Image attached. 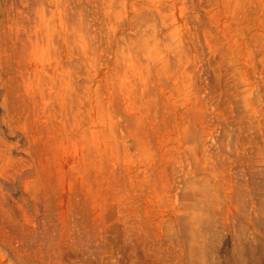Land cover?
Returning a JSON list of instances; mask_svg holds the SVG:
<instances>
[{
	"label": "rangeland",
	"instance_id": "374dc122",
	"mask_svg": "<svg viewBox=\"0 0 264 264\" xmlns=\"http://www.w3.org/2000/svg\"><path fill=\"white\" fill-rule=\"evenodd\" d=\"M2 82L0 264H239L259 236L233 171L264 166V0H0Z\"/></svg>",
	"mask_w": 264,
	"mask_h": 264
},
{
	"label": "bare ground",
	"instance_id": "6f19581e",
	"mask_svg": "<svg viewBox=\"0 0 264 264\" xmlns=\"http://www.w3.org/2000/svg\"><path fill=\"white\" fill-rule=\"evenodd\" d=\"M29 1V0H28ZM60 1H62V0H60ZM67 1V0H66ZM89 1V0H88ZM69 2V1H68ZM26 3H28V2H26ZM40 3H41V1H40ZM70 3V2H69ZM29 4V3H28ZM42 4V3H41ZM62 4V3H61ZM65 4V3H64ZM140 4V3H139ZM66 5V4H65ZM70 5V4H69ZM81 5V4H80ZM81 6H83V5H81ZM142 6V5H141ZM68 7V6H67ZM72 7V6H71ZM149 7V6H148ZM32 8V7H31ZM61 8V7H60ZM79 8V7H78ZM145 8V7H144ZM85 9V8H84ZM133 11V10H132ZM138 11V10H137ZM147 11V10H146ZM32 12H34V11H32ZM142 13L144 12V11H141ZM148 13V12H147ZM150 13V12H149ZM27 14V13H26ZM35 14V13H34ZM146 14V13H145ZM150 14H152V13H150ZM29 15V14H28ZM76 15V14H75ZM136 15H137V12H136ZM140 15V14H139ZM147 15V14H146ZM25 16V15H24ZM30 16V15H29ZM148 16H150V15H148ZM27 17V16H26ZM33 17V16H32ZM76 17V16H75ZM77 17H79V16H77ZM140 17V16H139ZM142 17V16H141ZM82 18V17H81ZM67 19V18H66ZM84 19V18H83ZM86 19V18H85ZM74 20V19H73ZM152 21V20H151ZM83 24V23H82ZM123 25V24H122ZM156 26H157V24H156ZM74 29H76V28H74ZM2 32V31H1ZM17 36V35H16ZM18 39V38H17ZM2 41V40H1ZM21 42L22 41H25V40H20ZM18 42V41H17ZM20 42V43H21ZM28 42V41H27ZM18 44V43H17ZM22 44H24V42L22 43ZM21 44V45H22ZM25 45H26V42H25ZM27 47H28V45H26ZM25 46V47H26ZM20 47V46H19ZM25 47H23V48H25ZM26 49V48H25ZM28 49H29V47H28ZM17 53V52H16ZM21 55V54H20ZM25 58V57H24ZM25 63V62H24ZM27 64V63H26ZM26 66V65H25ZM24 66V67H25ZM41 70V69H40ZM20 71H21V69H20ZM22 71H24V70H22ZM38 72V71H37ZM21 73V72H20ZM24 73V72H23ZM41 74V73H40ZM35 75V74H34ZM46 75V74H45ZM21 76V75H20ZM30 76V72H27V70L25 69V73H24V79L26 80V81H28L29 79L28 78H30L29 77ZM36 76V75H35ZM38 76H40V75H37V77ZM31 77H32V75H31ZM12 78V77H11ZM15 78V79H14ZM13 79L15 80V81H17L16 79V77H14ZM36 78V77H35ZM13 79H12V81H13ZM28 79V80H27ZM23 80V79H22ZM19 82V81H18ZM29 82V81H28ZM30 83H31V81H30ZM34 83H36V81L34 82ZM3 84H4V82H2L1 84H0V97L1 96H4V98L3 97H1L3 100H4V103L8 100V97H9V92L7 93L8 94V97H7V95H3V93H2V91H1V89L3 88ZM16 84V83H15ZM14 84V85H15ZM38 84V83H37ZM5 85V84H4ZM6 85H8V84H6ZM13 85V84H12ZM10 87H12L11 85H9ZM18 86V85H17ZM25 86V85H24ZM27 86V85H26ZM14 88H15V86H13ZM9 88V87H8ZM19 88V87H18ZM4 89V88H3ZM13 89V88H12ZM25 89H26V87H25ZM7 90V89H6ZM11 90V89H10ZM15 89H13V91H14ZM5 92V91H4ZM11 93V92H10ZM15 93V92H14ZM14 93H11V94H14ZM10 94V96H11V100H12V95ZM53 95V94H52ZM15 96V95H14ZM27 96V95H26ZM50 96V95H49ZM53 97V96H52ZM22 98H25V97H22ZM21 98V99H22ZM26 99V98H25ZM1 100V99H0ZM13 100H15V98H13ZM27 100H29V99H27ZM23 100H20V103L22 102ZM3 102V101H2ZM8 102H9V100H8ZM15 102V101H14ZM14 102H12V103H14ZM28 102V101H27ZM28 103H30V102H28ZM27 103V104H28ZM36 103V102H35ZM15 104V103H14ZM13 104V105H14ZM16 104H19V103H17L16 102ZM22 104H24V103H22ZM21 104V105H22ZM26 104V103H25ZM7 105H9V104H6V106ZM20 105V106H21ZM35 105V104H34ZM4 106V107H3ZM3 106H1L2 108H4V109H2V110H7V107L5 106V104H3ZM11 106V105H10ZM10 106H8V109H9V107ZM24 107H25V105H23ZM22 106V107H23ZM26 107H27V105H26ZM13 108H15V107H13ZM31 108V107H30ZM16 109V108H15ZM28 109V108H27ZM33 109V108H32ZM17 110V109H16ZM19 110V109H18ZM34 110V109H33ZM9 111V110H8ZM22 111V110H21ZM35 111V110H34ZM33 111V112H34ZM10 113V112H9ZM11 113H13L14 114V112H11ZM35 113V112H34ZM37 113V112H36ZM264 113V112H263ZM7 114H8V112H7ZM16 114V113H15ZM17 114H18V112H17ZM9 115H11V114H9ZM16 116V115H15ZM14 116V117H15ZM20 116V115H19ZM35 116H36V114H35ZM264 116V115H263ZM7 117V116H6ZM29 118V117H28ZM5 119V118H4ZM10 119V118H9ZM15 119V118H14ZM24 119V118H23ZM31 119V118H30ZM6 120V119H5ZM4 120V121H5ZM19 120V119H18ZM22 120V119H21ZM26 120V119H25ZM29 120V119H28ZM34 120V119H33ZM11 121V120H10ZM15 121H17L16 119H15ZM20 122V121H19ZM24 122V121H23ZM26 122V121H25ZM28 122V121H27ZM6 123V122H5ZM16 123V122H15ZM13 124V123H12ZM22 124V123H21ZM136 124V123H135ZM141 124V123H140ZM139 124V125H140ZM5 125V124H4ZM9 126H10V124H8ZM16 125V124H15ZM25 125V124H24ZM1 126L2 125H0V132L2 131V128H1ZM22 126V125H21ZM20 126V127H21ZM4 127V126H3ZM18 127V126H17ZM23 127V126H22ZM140 127V126H139ZM12 128V127H11ZM15 128V127H14ZM27 129V128H26ZM15 130V129H14ZM141 130V129H140ZM24 131V130H23ZM4 132V131H3ZM3 132L1 133V134H3ZM10 132H12V131H10ZM6 133V132H5ZM24 133H26V132H24ZM9 134V133H8ZM15 135V134H14ZM13 135V136H14ZM11 136V135H10ZM10 136H8V137H10ZM43 136V135H42ZM1 137V136H0ZM5 138V137H4ZM22 137H20L19 136V134H16V136H15V141L18 143V144H21L22 143V140L23 139H21ZM33 138V137H32ZM41 138V137H40ZM44 138V137H43ZM43 138H41V139H43ZM6 139V138H5ZM13 139V138H12ZM40 139V140H41ZM14 141V140H13ZM21 148V147H20ZM13 149V148H12ZM17 149V148H16ZM15 149V150H16ZM19 149V148H18ZM10 150V149H9ZM3 151V150H2ZM1 150H0V152H2ZM19 151V150H18ZM18 151H16V152H18ZM24 151V150H23ZM7 152H8V149H7ZM11 152V151H10ZM9 152V153H10ZM16 152H14V154L16 153ZM20 152V151H19ZM18 152V153H19ZM9 153H8V156H9ZM5 154V153H4ZM3 154V155H4ZM7 154V153H6ZM21 154V153H20ZM19 154V156H21ZM13 155V153L9 156V157H11ZM8 156L6 157L7 159H9L8 158ZM17 156H18V154H17ZM22 156H23V154H22ZM26 156H28V155H26ZM4 157H5V155H4ZM13 157V156H12ZM21 158H23V157H21ZM17 159H18V157H17ZM17 159H15V160H17ZM25 159V158H24ZM27 159V158H26ZM25 159V160H26ZM11 160H14V159H11ZM20 160H22V159H20ZM39 160H41V159H39ZM12 162V161H11ZM28 162V161H27ZM26 162V163H27ZM252 162H254L253 160H252ZM23 163H25V161L23 162ZM30 163V162H29ZM255 163V162H254ZM263 164H264V162H263ZM66 165V164H65ZM238 166V165H237ZM237 166H235L234 167V170H236V171H233V172H235V174L237 175L236 177H237V179H236V181L233 183V186L235 187V185H236V188H237V190H236V192L238 193V192H240V194L238 195V196H240L241 198H240V200L239 201H243L244 203V205L246 204V202L247 201H245V200H247L248 198H249V196H252V198H250V199H253L255 196H259V195H256L255 194V192H257V190H253V188H252V190H251V188H250V190H251V192H250V190H248V188H249V186L250 187H254V189H255V187L257 186V188L256 189H258V188H262L263 186H264V171L262 170L263 169V167L264 166H262V164H261V166L259 167V166H257V165H255V167H253L252 165H250V166H252L253 167V171H249V172H245V174H239V173H241V171H239L238 169L239 168H237ZM64 167V166H63ZM239 167V166H238ZM252 167H250V168H252ZM237 168V169H236ZM62 170V169H61ZM251 170V169H250ZM66 171V170H65ZM248 171V170H247ZM30 172V171H29ZM232 172V173H233ZM24 173H26V172H24ZM242 173H243V171H242ZM32 174V173H31ZM234 174V173H233ZM232 174V175H233ZM243 175V176H242ZM10 176H12V175H10ZM16 176H18V175H16ZM15 176V177H16ZM241 176V177H240ZM23 177H25V176H23ZM235 177V176H234ZM5 179V178H4ZM27 179V178H26ZM235 179V178H234ZM0 180H2V178L0 179ZM6 180V179H5ZM247 180V181H246ZM7 181V180H6ZM8 181H9V179H8ZM35 184V183H34ZM235 184V185H234ZM246 184H248L247 186V190H248V192L246 191V192H244L245 191V189H246ZM4 185V184H3ZM232 185V184H231ZM262 185V186H261ZM10 186V185H9ZM8 186V187H9ZM245 188H244V187ZM259 186H261V187H259ZM15 188V187H14ZM243 188H244V191H243ZM27 189V188H26ZM264 188H262L260 191H258V194H262V196L260 197H258V198H261L262 199V197L264 198V193L262 192L261 193V191H264L263 190ZM33 190V189H32ZM259 190V189H258ZM37 191V190H36ZM39 191V190H38ZM70 191V190H69ZM26 192V191H25ZM34 192V191H33ZM40 192V191H39ZM34 194V193H33ZM22 195V194H21ZM23 196V195H22ZM35 196V195H34ZM247 196V198H245ZM9 197V196H8ZM12 198V197H11ZM33 198H35L36 199V197H33ZM33 198H30L31 200L33 199ZM40 199V198H39ZM27 200V199H26ZM254 200V199H253ZM264 200V199H263ZM22 201H23V199H22ZM29 202V201H28ZM254 202V201H253ZM255 203V202H254ZM40 204V203H39ZM22 205V204H21ZM25 205V204H24ZM242 205V204H241ZM243 205V206H244ZM260 205V204H259ZM262 205V204H261ZM29 206V205H28ZM31 206V205H30ZM264 206V205H263ZM242 207V206H241ZM31 208V207H30ZM249 208V207H248ZM247 208V209H248ZM256 208V207H255ZM262 209V208H261ZM25 210H26V208H25ZM39 210V209H38ZM242 210V209H241ZM263 210H264V208H263ZM263 210H260L261 212L263 211ZM26 211H29V210H26ZM25 211V212H26ZM242 211H245V210H242ZM259 211V210H258ZM257 211V212H258ZM36 212V211H35ZM246 212V211H245ZM248 212V211H247ZM253 212V211H252ZM34 213V212H33ZM251 213V212H250ZM256 213V212H255ZM260 213V212H259ZM263 213V212H262ZM28 213H26V215H27ZM37 214H38V212H37ZM43 215V214H42ZM261 215V214H260ZM264 214H262V217H255V220H253L252 222H253V224H254V226H255V228H257V229H262V230H260L259 231V233H257V234H259V236L257 235V236H254V237H249L248 236V238L246 237V233L244 232V233H242L243 234V237L242 238H244V242H242L241 243V245H242V248H241V257L239 258V260H240V262H239V264H259V263H262V261L264 260V216H263ZM244 216V215H243ZM254 216V215H253ZM257 216V215H256ZM31 217V216H30ZM248 218H249V216H248ZM31 219V218H30ZM29 219V220H30ZM249 219H251V217L249 218ZM249 219L247 220V222L249 221ZM32 220V219H31ZM27 221V220H26ZM244 223V222H243ZM248 223H250V222H248ZM251 224V223H250ZM249 224V225H250ZM252 224V225H253ZM251 225V226H252ZM241 226H243L242 224H241ZM240 227V226H239ZM244 227V226H243ZM244 229V228H243ZM246 229V228H245ZM244 229V230H245ZM252 229V228H251ZM257 229H254V231L255 230H257ZM25 231V230H24ZM243 231V230H242ZM258 231V230H257ZM263 231V232H262ZM20 231H18V233H19ZM260 232H262L261 234H260ZM27 233V232H26ZM49 234V233H48ZM248 234V233H247ZM253 234V233H252ZM252 234H251V236H252ZM22 235V234H21ZM48 236V235H47ZM240 245V246H241ZM264 262V261H263ZM237 263V262H236Z\"/></svg>",
	"mask_w": 264,
	"mask_h": 264
}]
</instances>
